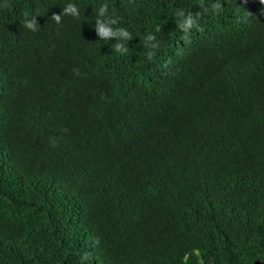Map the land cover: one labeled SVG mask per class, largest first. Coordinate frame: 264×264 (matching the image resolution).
<instances>
[{
    "label": "trees",
    "instance_id": "16d2710c",
    "mask_svg": "<svg viewBox=\"0 0 264 264\" xmlns=\"http://www.w3.org/2000/svg\"><path fill=\"white\" fill-rule=\"evenodd\" d=\"M215 2L0 0V264L264 262V4Z\"/></svg>",
    "mask_w": 264,
    "mask_h": 264
},
{
    "label": "clouds",
    "instance_id": "9594fccd",
    "mask_svg": "<svg viewBox=\"0 0 264 264\" xmlns=\"http://www.w3.org/2000/svg\"><path fill=\"white\" fill-rule=\"evenodd\" d=\"M260 2L262 4H264V0H260ZM3 7L7 8L9 7V4L7 3V0H5V4L3 5ZM200 7H203V0H201V5ZM107 4H104L100 7L99 9V16L101 17V15L103 13H105L107 11ZM211 8L213 10L214 13H219L220 11H222L223 9V5L219 2V0H217V2L213 3L211 5ZM63 12L61 14H56V13H53L51 18L57 23H61V18L62 16L64 15H71L73 17H76L78 18L79 17V9L77 7L76 4L74 3H69L67 4L64 8H63ZM24 20H23V27L27 28V29H30L32 31H38V21H37V15H34L32 16L31 19H28V13L25 12L24 14ZM200 13L197 12L196 15L194 16L192 12H185L184 9L180 8L178 9L176 12H175V16L177 17L176 19V24L178 26L179 29L182 30V32L185 34L184 35V39L187 40L188 39V34L190 33V30L193 29V28H196L197 30H200V25L198 24L197 20H198V17H199ZM119 18H115V19H111L109 21H102L100 18L97 19L96 21V25H95V29H96V33L97 35L100 37V39H104V40H107V38L109 36H112V35H119V36H123L125 37L126 39H132V34L126 29V28H123V27H120L119 29H117L116 31H113V29L109 26H106L107 24H116L117 23V20ZM161 29L159 26L156 27V31L159 32ZM147 40L151 41V40H155L156 39V36L155 35H152V34H149L147 37ZM153 48H156L157 45H153L152 46ZM115 51L117 52H120V53H125L128 51L127 47L125 44H122V43H117L115 44ZM155 52L153 51H148L146 53V56H147V59L148 60H152L155 56ZM75 73L77 75H79V70L78 69H74ZM53 145L55 146V142L53 141ZM100 243V238L99 237H96L94 239V244L95 245H99ZM197 255H199V253H197ZM83 259H87V254H85V256L83 257ZM188 259L187 255L184 257V260L186 261ZM199 264H203V260L201 259L199 261Z\"/></svg>",
    "mask_w": 264,
    "mask_h": 264
},
{
    "label": "water",
    "instance_id": "95a60500",
    "mask_svg": "<svg viewBox=\"0 0 264 264\" xmlns=\"http://www.w3.org/2000/svg\"><path fill=\"white\" fill-rule=\"evenodd\" d=\"M252 264H264V262L259 261V260H255Z\"/></svg>",
    "mask_w": 264,
    "mask_h": 264
}]
</instances>
